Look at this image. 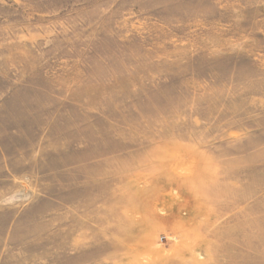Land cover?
<instances>
[{"label": "rangeland", "instance_id": "rangeland-1", "mask_svg": "<svg viewBox=\"0 0 264 264\" xmlns=\"http://www.w3.org/2000/svg\"><path fill=\"white\" fill-rule=\"evenodd\" d=\"M0 264H264V0H0Z\"/></svg>", "mask_w": 264, "mask_h": 264}]
</instances>
